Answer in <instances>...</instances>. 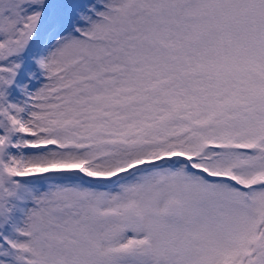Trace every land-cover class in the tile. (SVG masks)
Listing matches in <instances>:
<instances>
[{
	"label": "snow or ice",
	"instance_id": "1",
	"mask_svg": "<svg viewBox=\"0 0 264 264\" xmlns=\"http://www.w3.org/2000/svg\"><path fill=\"white\" fill-rule=\"evenodd\" d=\"M0 264H264V0H0Z\"/></svg>",
	"mask_w": 264,
	"mask_h": 264
}]
</instances>
